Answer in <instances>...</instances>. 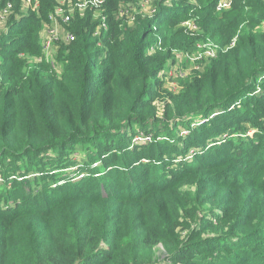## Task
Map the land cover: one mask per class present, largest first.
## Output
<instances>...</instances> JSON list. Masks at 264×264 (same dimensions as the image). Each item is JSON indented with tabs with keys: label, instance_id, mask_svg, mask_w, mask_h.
Instances as JSON below:
<instances>
[{
	"label": "trees",
	"instance_id": "trees-1",
	"mask_svg": "<svg viewBox=\"0 0 264 264\" xmlns=\"http://www.w3.org/2000/svg\"><path fill=\"white\" fill-rule=\"evenodd\" d=\"M217 1L105 0L52 68L57 0H0V264H156L158 246L162 264H264V0ZM206 41L216 57L166 90L159 71Z\"/></svg>",
	"mask_w": 264,
	"mask_h": 264
},
{
	"label": "built area",
	"instance_id": "built-area-1",
	"mask_svg": "<svg viewBox=\"0 0 264 264\" xmlns=\"http://www.w3.org/2000/svg\"><path fill=\"white\" fill-rule=\"evenodd\" d=\"M151 0H137V6L143 10L147 15H153L154 9L151 7ZM25 8L35 11L39 8L38 0H21ZM105 0H57L52 11L48 14L49 23L46 28L40 34V48L44 60L54 68L51 54L53 53L54 44L64 41L71 42L74 40L73 34L68 29H64V26L70 22L74 13H83L86 10H92L94 13L100 12ZM232 0H218L215 6L216 12H222L230 8ZM134 10H137L135 6H129L125 9H120L118 14L121 18H125L126 22L134 21ZM10 11V6L0 12V28L3 26ZM100 20L95 35L100 34L99 30H106L105 17L97 14L95 16ZM188 30H195L196 25L191 21H185L181 24ZM233 46V43L231 44ZM197 51L193 53L189 52H175L173 55L174 62L168 64L164 69L158 73L159 78L169 83L173 80H183L190 76L191 73L200 71L203 63L206 60H210L216 57L218 47L210 42L206 41L197 45ZM40 61V58L35 59ZM177 90L180 88L176 82ZM176 90V91H177ZM151 138L148 135L138 134L132 139L133 144H140L142 142H150Z\"/></svg>",
	"mask_w": 264,
	"mask_h": 264
},
{
	"label": "rangeland",
	"instance_id": "rangeland-1",
	"mask_svg": "<svg viewBox=\"0 0 264 264\" xmlns=\"http://www.w3.org/2000/svg\"><path fill=\"white\" fill-rule=\"evenodd\" d=\"M192 74V73H191ZM190 74V75H191ZM179 81L180 80H173V81H171V82H169V83H166V82H164V88L166 89V90H168V91H170V92H177L176 90H177V86H176V82L178 83V85H179ZM179 90V89H178ZM154 105H157V107H158V111H157V114H161V112H162V109H163V104L160 102V101H155V103H154ZM182 133H185V132H183L182 131ZM165 258V253H164V250H163V248L161 247V246H158L157 248H156V264H162V262H163V259Z\"/></svg>",
	"mask_w": 264,
	"mask_h": 264
}]
</instances>
